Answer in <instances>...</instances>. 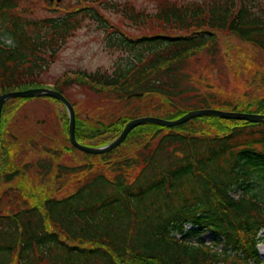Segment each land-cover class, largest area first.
Here are the masks:
<instances>
[{
	"label": "trees",
	"instance_id": "obj_1",
	"mask_svg": "<svg viewBox=\"0 0 264 264\" xmlns=\"http://www.w3.org/2000/svg\"><path fill=\"white\" fill-rule=\"evenodd\" d=\"M42 1L57 7L50 11L58 15L25 19L17 14L23 0H0V25L13 43L0 40V95L41 83L83 21L97 22L105 48L122 59L112 72L65 76L52 87L73 107L68 90L77 87L116 106L100 101L88 115L75 112L79 143L103 146L144 116L175 120L204 108L264 114V0H156L150 15L128 5L110 7L106 0H84L64 11L56 0H36ZM109 9L151 33L125 35L110 25L104 13ZM217 33L250 46L249 62L234 67L215 60ZM200 53H208L212 70L220 66L196 78L184 64ZM210 73L221 81L232 76L243 83L241 91H214ZM26 100H7L1 113L0 181L21 179L17 199L24 203L0 213V264H262L257 245L264 229V123L201 116L171 128L144 124L114 150L87 155L70 145L65 116L61 143L42 132L9 133L12 114ZM39 143L47 154L38 170L30 173L33 164L12 160L17 148ZM62 145L84 155L83 165L55 163L70 155ZM77 171L93 176L70 196H51L58 188L49 178L60 186ZM28 178L48 184L39 191ZM251 186L258 191L250 193ZM205 233L212 235V247Z\"/></svg>",
	"mask_w": 264,
	"mask_h": 264
},
{
	"label": "rangeland",
	"instance_id": "obj_2",
	"mask_svg": "<svg viewBox=\"0 0 264 264\" xmlns=\"http://www.w3.org/2000/svg\"><path fill=\"white\" fill-rule=\"evenodd\" d=\"M180 2L186 0H178ZM200 2H204L206 0H198ZM32 3L34 4L32 6ZM36 2V0H23L21 5L19 6V10L17 14L25 19H34L39 20L44 17L49 16H56L58 14L53 13L50 9L57 8L55 6H49L46 2L42 1L40 4ZM52 3H55L53 1ZM83 3L85 4L84 0H59L58 6L59 11H64V9L72 8L77 6L78 4ZM103 3H107L110 7H118L126 5L132 6L135 11L141 12L143 14H152L155 13L156 7L155 4L157 3L156 0H106ZM57 4V1H56ZM113 5V6H112ZM112 9V8H111ZM104 10L105 16L110 18V22L121 28V30L129 37L136 36L145 33H151L150 31L144 30L143 27L139 28L134 26L131 22L124 21L123 17L114 13L113 10ZM142 14V15H143ZM4 28L0 25V39L7 44L11 43L9 37L3 33ZM104 31L100 29L99 24L95 21L90 19H86L83 21L80 29H78L72 37H70L67 42L63 45V47L58 51L56 59L51 62L48 68L45 69L44 73L41 74L39 79L43 81L46 86H52L57 79H60L62 76H66L69 74L85 72L86 74H92L97 71L108 70L112 72L115 68V63L122 59L120 53L112 52V50H107L105 48L104 43ZM216 49L219 51L217 52L213 58L221 63L227 62L228 64H232L236 67L242 63V61L249 62L250 58L252 57V49L250 46L246 45L245 43L239 41L238 39L228 36L226 34L217 33L216 34ZM210 56L208 53H200L194 58L187 60L184 64V69L189 74H196V78L204 75L207 72H215L214 69H219V66L216 65L215 68L212 70L209 64ZM207 76V79L210 83L214 85V91H227L234 92L232 94H236L241 90H238L243 83L235 82L232 76L227 77V80H219L212 74ZM43 83H35L34 86L36 87H43L45 86ZM224 84H228L229 86H225ZM68 95L71 100L76 102L74 106L75 112L78 113H85L83 115H88L92 109L96 107V103L102 101L105 105H110L111 103L103 100L105 98L104 95H97L94 93L85 92L81 88H72L68 90ZM113 98L110 97L108 100H112ZM107 107V106H106ZM115 105L111 104L109 108H114ZM13 118L9 125L10 131L9 133L14 134L16 132L19 135L25 134H33L35 132H42L45 134H49L51 137L57 138V143H61L60 140V133L62 130V124L65 122L63 120L64 116L66 117L65 111L63 107L59 104L51 101L45 100L41 98H31L26 100L22 103L17 109L16 112L12 114ZM2 116V115H1ZM1 121V120H0ZM5 137V135H4ZM32 138L34 140H39L36 137ZM64 144V143H62ZM48 144L45 143V147ZM39 147L37 148H30L25 147L24 153L27 155L23 157L22 151L20 147L16 149V155L12 158L14 162L17 163H31L35 167L30 170V173L38 170L37 163L46 155V152L40 151V147L42 146L41 143L38 144ZM62 148L67 149L65 150L70 155H67V161H64L60 158H55L54 162L59 164H80L83 165V161H86L84 155L81 153H72V149L69 147L65 148L62 145ZM13 151V148L11 149ZM23 157V159H22ZM72 158V159H71ZM75 160L74 162L71 160ZM70 162H69V161ZM51 165V164H46ZM19 168L20 165H15ZM54 176V173H51ZM48 174V175H50ZM92 172L85 171L84 173L79 174L78 171L75 172L70 178L65 176V181L62 185H57L53 181V177L49 178V184L52 187L58 188L57 190L51 193V196L56 198H65L73 194V192L81 186V184L86 181V179L92 178ZM21 179L16 178L12 182L2 183L0 181V213L16 211L22 208L24 201L18 200V195L20 193L18 182ZM31 183L35 184L39 191H41L42 187H45L48 182L41 183L40 181L30 180L28 178V184ZM95 189L96 185L94 182H91ZM18 186V188H17ZM258 191V187L251 186L250 193H256ZM232 196H236L239 192H231ZM97 194V193H93ZM15 195V196H13ZM30 202L33 200L29 199ZM78 199L74 200L72 204L78 203ZM189 226H187V229ZM202 238L208 244L213 241L212 235L209 233H205L202 235ZM260 242L258 245V252L262 263H264V230H262L259 234Z\"/></svg>",
	"mask_w": 264,
	"mask_h": 264
},
{
	"label": "water",
	"instance_id": "obj_3",
	"mask_svg": "<svg viewBox=\"0 0 264 264\" xmlns=\"http://www.w3.org/2000/svg\"><path fill=\"white\" fill-rule=\"evenodd\" d=\"M51 97L58 100L65 108L67 117H68V140L71 145L77 149L78 151L89 154V155H101L118 147L126 138L128 133L133 130L135 127L144 125V124H154L163 127H175L186 123L187 121L201 117V116H213L218 117L221 119L227 120H238V121H246L249 123H264V115L260 114H252V113H239V112H229V111H222L216 109H198L189 111L182 117L176 120H165L157 117H140L133 120H130L128 123L125 124L124 128L122 129L121 133L118 135L117 138L110 141L106 145L91 147L85 146L80 144L75 137V112L74 108L71 103L59 92L51 89H29L25 91L19 92H11L6 93L0 96V118H1V111L2 106L5 101L12 99V98H36V97Z\"/></svg>",
	"mask_w": 264,
	"mask_h": 264
}]
</instances>
